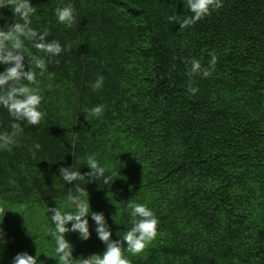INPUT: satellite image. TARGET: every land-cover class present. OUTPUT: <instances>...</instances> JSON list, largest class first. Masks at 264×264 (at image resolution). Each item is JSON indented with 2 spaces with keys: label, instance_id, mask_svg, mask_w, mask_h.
<instances>
[{
  "label": "trees",
  "instance_id": "trees-1",
  "mask_svg": "<svg viewBox=\"0 0 264 264\" xmlns=\"http://www.w3.org/2000/svg\"><path fill=\"white\" fill-rule=\"evenodd\" d=\"M30 2L31 27L65 50L46 58L43 75L35 69L42 121L21 122L20 145L0 150V264L37 251L38 264H59L48 209L74 212L76 198L104 214L113 240L132 227L130 200L154 212L157 236L145 250L132 255L125 242L131 264H264V0H222L183 29L167 18L191 15L185 0ZM69 4L70 28L55 15ZM13 21L11 7L0 8V27ZM24 43L28 70L27 55L45 53ZM213 51L215 71L191 76L199 91L189 93L186 61L206 67ZM99 104L103 115H88ZM12 122L0 107V132ZM92 157L111 182L60 178L61 166L91 171ZM86 218L88 240L66 234L73 264L106 249Z\"/></svg>",
  "mask_w": 264,
  "mask_h": 264
},
{
  "label": "clouds",
  "instance_id": "clouds-1",
  "mask_svg": "<svg viewBox=\"0 0 264 264\" xmlns=\"http://www.w3.org/2000/svg\"><path fill=\"white\" fill-rule=\"evenodd\" d=\"M5 7H11L14 21L6 29L0 27V64L8 65L5 71L0 72V107L7 109L13 122L10 131L0 132V150L11 151L13 146L20 145V137L24 131L21 122L37 126L43 119V113L40 111L43 98L40 94L35 69H40V75H43L47 70V65L52 62L46 58L59 56L65 48L58 40L47 39L49 36L47 29L41 33L31 27L34 8L30 0H0V8ZM222 7V0H185V8L190 9L191 15L181 17L175 14L167 19L169 22L179 24L183 29L194 25L204 17L211 15L212 11ZM74 12L75 10L70 4L55 8L58 21L69 28L75 21ZM25 40L32 42V46L38 52L45 53V57L28 54V70H25ZM209 55L211 59L206 67L202 66L201 61L195 57L186 61L190 65L187 89L191 94L199 91L197 87L193 86L191 76L202 75L204 78H208L215 71L218 57L214 51ZM58 62L56 61V63ZM104 80L103 75L97 76L91 85L92 90L102 89ZM104 108L103 104L96 105L88 110V115L100 117L104 113ZM33 158H35V153H33ZM87 165L91 171L83 174L75 168V165L72 167L61 166L59 168L60 178L66 184H72L74 181H84L85 183L102 181L104 184H108L112 181V177L105 174L104 167L100 166L95 157L89 158ZM76 191L81 195L85 193V189L81 188L79 184H76ZM69 200H73V197L69 196ZM75 203L74 212L64 211L61 207L48 209L55 225L54 230L50 229L49 234L55 241V258L59 264H73V249L71 243L66 239L67 233L78 232L82 240L90 238L89 221L86 218L90 213L92 220L97 225L95 229L97 236L106 245V249L103 254H93L87 258L80 257L78 264H131V261L124 255L125 242L127 251L132 255H138L157 236L159 220L154 212L144 204L136 203L133 200L128 202L127 207L131 209L132 227L124 233L121 239L113 240L104 214L91 212L89 199L76 198ZM70 223L71 227L69 228L67 225ZM12 264H38V251L36 256L21 252L14 257Z\"/></svg>",
  "mask_w": 264,
  "mask_h": 264
}]
</instances>
